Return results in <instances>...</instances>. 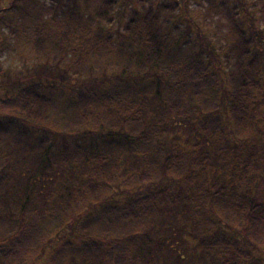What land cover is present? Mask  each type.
Wrapping results in <instances>:
<instances>
[{"label":"trees","instance_id":"16d2710c","mask_svg":"<svg viewBox=\"0 0 264 264\" xmlns=\"http://www.w3.org/2000/svg\"><path fill=\"white\" fill-rule=\"evenodd\" d=\"M181 1L125 0L122 5L120 0H82L81 7L75 0L74 5H65L68 11L59 19L36 2L30 12H24L30 24L22 25L18 38L36 63L50 65L57 56L72 71L97 64L103 71L118 70L115 79L135 77L138 98L128 101L118 80L81 88L68 84L71 90L63 105L68 113L57 124L48 122L54 89L23 90L1 106L20 123L9 119L6 127L0 125V130L5 127L6 133H15L11 139L15 155L1 149L0 139V173L7 169L4 181L8 174L11 182L21 179L18 195L25 197L17 203L9 198L4 204H9L13 223L8 224V217L0 213V264H36L43 255L36 245L43 244V238H49L47 243L56 241L61 230L76 223H82L84 230L66 237L44 264H145L151 251L148 245L156 235L153 223L164 210L174 212V223L205 259L213 258L218 264H264V258H255L246 245L264 247V188H258L259 183L253 190L254 171L264 165L259 162L264 161V137L258 139L253 133L261 126L264 136V111L262 116L252 115L264 97V0H210L207 15H218L227 29L225 37L214 31L220 37L217 42L221 41L218 48L205 40V34L203 38L198 24L197 40L186 31L176 34ZM118 5L127 10L123 11L129 19L122 22L121 40L116 41L105 31L115 23L112 13ZM52 25L60 35L51 33ZM132 69L144 71L129 77ZM222 79L229 86L224 91L226 118L193 107V98L219 94ZM194 114H201L198 131L205 133L209 150L195 145L182 150L158 148L167 130L182 125L175 119H190ZM92 120L96 128L91 127ZM17 154L27 157V162L33 160L25 163L15 158ZM122 155H127L123 161ZM143 157L146 167L137 175L130 173V160ZM33 161H37L34 167ZM222 162L228 171L222 170ZM68 169L74 171L75 182L65 181L60 174ZM158 175L169 185L123 195L119 206L109 201L113 190H132L134 178L141 186ZM48 188L52 189L48 205L36 203V191L39 196ZM82 209L85 216H80ZM225 220L240 227L241 238L222 226ZM104 229H123L125 236H102ZM185 259L176 252L174 263Z\"/></svg>","mask_w":264,"mask_h":264},{"label":"rangeland","instance_id":"374dc122","mask_svg":"<svg viewBox=\"0 0 264 264\" xmlns=\"http://www.w3.org/2000/svg\"><path fill=\"white\" fill-rule=\"evenodd\" d=\"M75 0H0V125H4V123H9V119H13L17 121V123H20L17 119H15L13 116H11V113H9L8 109H4L1 106L5 105L9 102L10 99H13L19 92L23 90H30L31 88L36 87L39 91H46L47 90H53L51 93L52 101L50 103L51 110L49 115V123H56L59 122V119H62L68 112L64 111V103L66 98H68L69 91L71 90L70 86L75 85L78 86V88L83 87V85L92 86L95 83H103L106 82V84L115 83L118 79H115V76L119 74L118 70L111 71V70H105L103 71V67L99 66L98 64L94 67L89 65H81L76 67L73 71L69 69L68 65L64 62L57 61V56H54V58L49 62L50 65H47L45 62L36 63L34 58L32 57V54L29 51H26L23 49V46L19 42L18 34L19 31L22 29V25H29L30 24V17L26 16L24 12H30V9L34 8L31 3L36 2L38 5L43 6L44 12L48 15L56 16L58 19L62 18L65 14V12L68 11L67 6L74 5L73 2ZM163 1V0H162ZM166 1V0H165ZM216 2H220L221 0H215ZM76 4L79 6H83L82 0H76ZM120 2L123 3L125 0H120ZM210 0H182L181 3V11L179 10L177 13V20L179 21V31H176V34H182V32L188 33L190 35V39L197 40L199 37V32L197 25H199V28L201 29V34L203 38L210 41L211 44H215L216 48L220 47L221 41L219 38H216L215 33L221 32L223 37H225V33L227 32V29L220 25L219 23V16L216 14L207 15V12L205 9L209 6ZM211 3V2H210ZM68 4L66 7L65 5ZM68 6V7H69ZM123 7L118 5L114 12L112 13V17L114 19V24L112 26H107V30L105 31L107 34H111L113 38L118 41L121 40V33L123 32V24L126 23V21L129 19L128 13L124 12ZM35 12L42 14L40 11V8H35ZM127 11V10H125ZM43 12V13H44ZM44 13V14H45ZM30 14V13H29ZM43 14V15H44ZM165 16V15H164ZM49 17V16H48ZM175 18L171 20V24H174ZM181 21V22H180ZM122 22H124L122 24ZM169 23V24H170ZM206 23V24H205ZM205 25V26H204ZM51 33H55L60 35L61 31L55 27V25L50 26ZM181 30V31H180ZM60 33V34H59ZM205 34V36H204ZM206 43V41H204ZM52 67V68H49ZM50 71H53L51 73ZM66 71L65 73H63ZM139 71V72H138ZM144 70H136L132 69L129 70L127 74H130L129 77L132 75H135L136 73H143ZM57 72L60 74H57ZM61 72L64 75V78L61 77ZM118 80V84L120 85L121 91H123L125 94V98L128 99V101H136L138 98V95H135V84H137V81L135 80V77H132V79L125 81ZM63 81L61 83L60 81ZM135 80V81H134ZM111 81V82H110ZM116 83V84H117ZM70 84V86H68ZM228 83L226 84V81L222 79L220 81L219 87L220 92L213 98H208L206 96L205 99H196L193 98L190 102L193 105V107H198L199 111L203 110L206 113H211L216 111L220 118H226L227 111H228V99H227V93L224 92L229 88L227 87ZM155 106V104L151 103ZM69 111V110H68ZM261 111H264V97H261L259 101L257 102V105L255 106V110L252 112V115L259 117L262 116L260 114ZM201 114L193 115L192 118L187 119H175L176 121H183L182 125L180 127H171L169 130L166 131V135L163 136L162 140L158 144V148H165L167 149L169 146H174L175 148H178L182 150V148L186 147H192L197 146L198 148L202 149L205 148V150H209V148L205 147V142L208 144V140L205 136V133L199 130V124L197 122L200 120ZM77 120V119H76ZM80 122H82L81 119H79ZM91 127H95V121L92 120ZM257 122H260L258 120ZM83 125V123H82ZM6 127V125H4ZM2 126H0L1 129ZM5 127H3L2 130H0V139L4 142L3 145H1V149L7 153L14 154L13 148H14V141L13 139L15 137V133H6ZM5 128V129H4ZM109 126L105 125L104 130H108ZM164 128V126H163ZM261 126L258 130H256V133H253L255 137L258 139L263 138L264 136H261ZM50 129V128H49ZM61 127L58 129L60 130ZM56 132V128H55ZM52 135V134H49ZM94 135H97V133H94ZM14 136V137H13ZM264 139V138H263ZM195 140L193 144L189 145L191 141ZM13 142V143H12ZM27 146V145H26ZM37 149H34V152ZM44 150H38V154H42ZM114 152L120 153L119 150H115ZM113 152V153H114ZM155 153H158L155 150ZM148 152V158H152L153 154ZM15 155V154H14ZM119 154H114V156H118ZM160 155L159 153L155 155L157 157ZM125 158L127 155H124ZM124 156H121L122 161L125 160ZM144 156L143 154L141 157ZM31 157V156H30ZM140 157V158H141ZM16 159L22 158V160L26 163L28 158L17 154L15 156ZM135 158L133 160H130L128 163L129 171L130 173H134L137 175V173H140L145 167L146 162L143 157V159ZM138 159V160H136ZM33 158L31 157V161ZM31 161L27 163H31ZM264 164V161H259ZM257 162V163H259ZM256 163V165H257ZM37 164V161H33L31 166H35ZM224 164L222 162L220 166ZM2 165L0 160V166ZM20 165V164H19ZM219 166V168H220ZM222 170H226V166L222 165ZM71 169V168H69ZM67 171H61L60 174H64L66 180H70V182H75L77 178H72L71 176L74 174V171L72 170ZM223 170V171H224ZM262 170L259 174L258 171ZM228 171V170H226ZM7 173V169L4 168L3 172L0 173V194L4 196L3 199H0V213L2 215L7 216V222L9 224L13 223V220L9 219V204H5L6 201L9 200L10 202H21L22 198L25 196L18 195L22 194L21 188L19 187L20 184H22V181L20 179L19 183L11 182V179L8 180H2L3 175ZM83 173V172H81ZM80 173V174H81ZM258 173V174H257ZM254 177L255 180L253 181V190L256 188L259 183L258 188L263 187L264 188V165H260L256 171H254ZM136 177V176H135ZM229 176L227 175L226 178ZM137 179L134 178L131 183L134 184V187L132 190H114L109 195V201L113 202L115 206H119V204L122 201L120 197L123 195L126 196L128 194L136 195L138 193L144 192V191H153L154 189H158L161 187H165L169 185L170 181L165 180L159 177H155L153 181L146 183L144 185H136ZM19 184V185H18ZM51 184V183H48ZM24 186V185H22ZM53 189V187H52ZM52 189H39L44 190L42 195L37 194L38 190L36 191L35 195L37 197H34V201L37 202H47L45 204L48 205V201H50L51 195L50 192H52ZM9 190L11 191V196L9 197ZM35 192V191H32ZM49 198V199H48ZM41 204L39 205V207ZM42 208V207H41ZM15 211H18L16 208H14ZM15 214V212H14ZM86 210L82 209L80 211V216H85ZM16 216L18 214H15ZM186 218V221L188 222L187 216H184ZM81 221V218H80ZM228 221L225 220V225L222 224L223 227L226 226V229L231 232H236L235 234L238 238H241V234L238 233L240 230V227H235L238 225H234L231 223H227ZM14 223H18L17 218H14ZM135 223L133 222L130 224L129 228H132V226ZM76 225V226H75ZM70 224L67 227H65L63 230H61L58 239L55 241V238L50 243H47L49 238L45 239L43 238V244H37L36 247L40 249V254H43L40 259L37 260L36 264H44L47 262L48 258L51 254H53L56 250L55 248H59L65 241L66 237H68L70 234H78L82 230H84V225L81 223L79 225L76 224ZM73 226H75L73 228ZM153 227L155 229L156 235L152 237V242L148 247L151 249L150 256L146 258L144 261L145 264H175L174 263V257L176 255V252L182 253V255L185 256V260L180 262V264H218L213 258H204L202 255V252L197 250L195 248V243L192 242L188 237L187 234L184 233L183 229L180 227L178 228L177 224L174 223V212L172 210H164L162 211L159 216L155 219V223H153ZM160 227V230L158 228ZM188 226L185 225L184 228H187ZM105 231H102L100 235L106 236L112 234V236L117 237L125 236L123 229L122 230H109L104 229ZM110 231V232H109ZM158 233V234H157ZM153 234V233H152ZM56 237V236H55ZM56 237V238H57ZM47 241V242H46ZM159 243L161 244L160 246ZM247 247L249 248L250 252L255 258L261 259V257L264 258V247L260 245H249V243H246ZM176 250V252H175ZM44 251V253L42 252ZM143 255V254H142ZM149 262V263H148Z\"/></svg>","mask_w":264,"mask_h":264}]
</instances>
